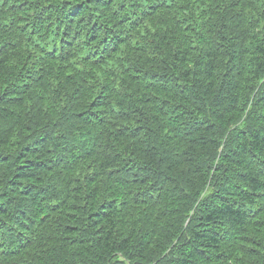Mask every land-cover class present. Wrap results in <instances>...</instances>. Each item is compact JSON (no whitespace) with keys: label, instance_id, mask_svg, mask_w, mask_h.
Segmentation results:
<instances>
[{"label":"trees","instance_id":"obj_1","mask_svg":"<svg viewBox=\"0 0 264 264\" xmlns=\"http://www.w3.org/2000/svg\"><path fill=\"white\" fill-rule=\"evenodd\" d=\"M0 264H264V0H0Z\"/></svg>","mask_w":264,"mask_h":264}]
</instances>
